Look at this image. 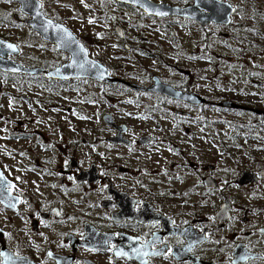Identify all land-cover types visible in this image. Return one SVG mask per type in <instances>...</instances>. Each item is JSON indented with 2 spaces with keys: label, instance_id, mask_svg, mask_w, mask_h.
I'll list each match as a JSON object with an SVG mask.
<instances>
[{
  "label": "flooded vegetation",
  "instance_id": "af4514ba",
  "mask_svg": "<svg viewBox=\"0 0 264 264\" xmlns=\"http://www.w3.org/2000/svg\"><path fill=\"white\" fill-rule=\"evenodd\" d=\"M40 1L43 9L45 0ZM151 1L181 8L195 3ZM224 1L234 8L232 20L240 9L232 0ZM113 2L131 14L117 17L105 10L112 30L101 32L95 43L43 12L66 25L89 56L121 80L117 83L49 77L47 72L68 62L70 55L34 31L27 23L29 16L19 9L32 33L66 58L18 61L17 56L26 52L14 42L19 52L8 53V59L44 71L0 74L9 80L37 77L52 85L85 82L98 87L88 88L85 101L102 102V120L109 114L117 124H125L122 136L129 142L111 141L118 129L108 125L106 142L86 143L83 146L91 147L86 150L61 142L51 155L0 158V264H264V141L250 142V135L233 133V142L205 143L202 140L210 136L207 127L195 126L203 108L219 106L220 101L202 91L198 62L211 49L212 32L207 28L222 24L202 25L178 15L159 17L134 4ZM196 10L209 13L199 6ZM145 20L157 21V36ZM184 25L195 29L181 34L177 28ZM110 31L114 41L106 37ZM149 61L155 67L148 66ZM156 79L206 101L193 104L145 89ZM121 91L130 96L122 99ZM20 98L30 101L25 95ZM237 103L243 107L231 109L251 112L258 116L255 125L264 124L262 112L255 111L264 109ZM133 107L139 110L133 112ZM121 112L137 114L145 126L128 136L130 126L115 120ZM143 136L151 139L141 142Z\"/></svg>",
  "mask_w": 264,
  "mask_h": 264
},
{
  "label": "rangeland",
  "instance_id": "374dc122",
  "mask_svg": "<svg viewBox=\"0 0 264 264\" xmlns=\"http://www.w3.org/2000/svg\"><path fill=\"white\" fill-rule=\"evenodd\" d=\"M232 1L240 10L232 16L231 22L207 28L212 32L211 49L198 62L202 91L215 102L229 99L264 109V0ZM43 10L51 17L60 18L79 38L90 37L94 43L99 42L101 32L112 30L105 10L117 17L131 14L117 7L113 0H45ZM15 15L19 18L15 19ZM23 17L16 2L0 0V37L21 44L26 53L17 56L18 61L35 63L42 57L56 61L66 58L52 44L39 40L22 21ZM146 24L151 25L148 29L157 36V21L145 20ZM192 29L195 28L189 25L177 28L181 34ZM106 37L110 41L116 38L113 31L107 32ZM95 52L93 48L92 54ZM147 65L155 67L153 61ZM0 80L4 82L0 89V158L31 159L51 155L56 151L55 144L61 142L76 143L78 150H86L91 147L84 144L104 143L105 137L111 134L99 114L104 104L97 100L85 101L88 88L97 91L98 87L85 82L52 85L37 77L9 80L7 75L1 74ZM20 95L29 97L30 101ZM118 95L125 99L130 93L121 91ZM120 108L125 110L123 106ZM131 110L136 112L139 107ZM255 119L258 116L251 112L206 106L195 126L207 127L210 136L202 140L205 143L233 142V133L250 135V142H262L264 124L255 125ZM115 120L130 126L128 136H135L136 128L145 126V120L134 113L121 112L116 114Z\"/></svg>",
  "mask_w": 264,
  "mask_h": 264
},
{
  "label": "water",
  "instance_id": "95a60500",
  "mask_svg": "<svg viewBox=\"0 0 264 264\" xmlns=\"http://www.w3.org/2000/svg\"><path fill=\"white\" fill-rule=\"evenodd\" d=\"M19 4V9L22 13L29 16L27 23L36 31L44 40L54 43L59 50L65 51L70 55V60L56 67L55 69L47 72L51 78L70 79V78H91L99 82L117 83L121 81L119 78L113 77L109 74L108 69L96 59L89 56L86 47L77 38V36L62 22H56L47 17L42 9V2L40 0H14ZM129 4H134L140 7L148 14L165 17L169 15H178L189 17L197 20L202 25L207 22L213 21L214 23L228 25L231 21V14L234 12L233 6L224 0H194V5L191 7L181 8L169 6L164 3H156L151 0H118ZM201 7L208 10L209 13H201L196 10V7ZM159 13H166L160 15ZM49 21L51 24H49ZM56 26H59L57 28ZM66 30V31H65ZM70 34V35H69ZM8 45H12L9 48ZM19 52L18 46L9 40L0 37V70L12 73H28L38 74L44 70L41 68H29L21 65L18 62L8 59V53L17 54ZM135 88L144 89L136 84L130 83ZM148 90L158 91L176 99L185 100L193 104H201L206 101L205 98L192 92H182L174 89L172 86L167 85L156 79L154 86L145 88ZM219 106L224 108H241L242 105L232 100H222L218 103ZM252 110H255L251 108ZM262 112L264 110H255ZM103 120L107 125L116 127L118 133L111 141L129 142L128 139L122 136L126 130L125 124H117L111 115L105 114ZM151 138L143 136L140 141H149Z\"/></svg>",
  "mask_w": 264,
  "mask_h": 264
},
{
  "label": "snow or ice",
  "instance_id": "6c2138e0",
  "mask_svg": "<svg viewBox=\"0 0 264 264\" xmlns=\"http://www.w3.org/2000/svg\"><path fill=\"white\" fill-rule=\"evenodd\" d=\"M81 2H83V0H81ZM160 15H165L166 13H159ZM89 23H93L92 20H89ZM49 24H51V22L49 21ZM57 28H59V26H56ZM66 31V30H65ZM70 35V34H69ZM99 35V34H98ZM9 48H12V45H8Z\"/></svg>",
  "mask_w": 264,
  "mask_h": 264
}]
</instances>
